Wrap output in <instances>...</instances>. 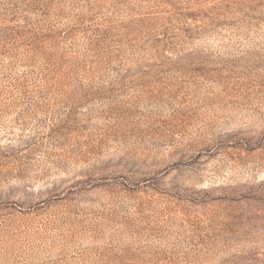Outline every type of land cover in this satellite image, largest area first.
<instances>
[{
	"label": "rangeland",
	"instance_id": "rangeland-1",
	"mask_svg": "<svg viewBox=\"0 0 264 264\" xmlns=\"http://www.w3.org/2000/svg\"><path fill=\"white\" fill-rule=\"evenodd\" d=\"M0 264H264V0H0Z\"/></svg>",
	"mask_w": 264,
	"mask_h": 264
}]
</instances>
